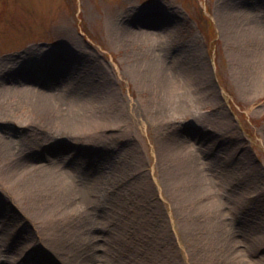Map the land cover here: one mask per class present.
<instances>
[{
  "label": "rangeland",
  "instance_id": "374dc122",
  "mask_svg": "<svg viewBox=\"0 0 264 264\" xmlns=\"http://www.w3.org/2000/svg\"><path fill=\"white\" fill-rule=\"evenodd\" d=\"M238 16L261 26L264 0H0V264H264V48L230 33ZM143 67L181 84L162 93ZM40 91L71 102L69 124L34 114ZM22 166L64 184L27 193L3 175ZM58 202L53 222L36 211Z\"/></svg>",
  "mask_w": 264,
  "mask_h": 264
},
{
  "label": "bare ground",
  "instance_id": "6f19581e",
  "mask_svg": "<svg viewBox=\"0 0 264 264\" xmlns=\"http://www.w3.org/2000/svg\"><path fill=\"white\" fill-rule=\"evenodd\" d=\"M239 16L236 17V19L234 18L233 19L234 21L232 20L231 25H229L231 26V28H229L230 33L238 37L239 42H241L242 39L245 38V40L248 42L247 45H249L251 42H255V44L264 48V24L256 28V27L251 26L245 17H239ZM130 31L131 30L128 28L127 25L126 26L124 24L120 25L118 23L112 24L111 32L115 34V37H116L115 41L117 43L118 42L126 43L128 41V36H129ZM258 52L259 53L257 55H252V57H256L254 58L256 61V66H257L256 68L260 67L261 71L259 72V74L261 75V77H264V49ZM247 55L248 54L245 53L244 57L251 58V55H249L248 57ZM187 56L189 59V63L195 64L197 68L196 70H198L195 72L196 76L194 75L195 76L194 82H196V85H202L204 82L201 79L202 75L199 72L204 71V70H200V68H202L201 59L198 57L196 52L192 50L191 51L188 50ZM65 57L70 58L69 56H65ZM48 59H50V56L47 58V60ZM61 59H64V57L56 59L55 64L57 60H61ZM83 61L87 63L85 59H83ZM153 70L155 71V77L153 78L155 80L154 84L162 91V93L173 92L177 90L178 85L181 84L180 81L173 79L172 77H168L164 68L154 69V67H146V68L143 67L141 69V71H145V75L148 73H151V71L153 72ZM48 77H51V75H48ZM104 78L107 82L108 77L106 76ZM256 78L259 81L262 80V78L260 77H256ZM153 79L150 82H152ZM75 89L77 90V93H80V94H83L85 91L84 87L82 86H78ZM55 91H56V88H55ZM58 92L59 91L57 90V93ZM7 94H9V88H6L4 85L1 84L0 85V95H7ZM55 94L56 93L54 91L50 93H45V92L40 91V93L37 92V93H33L30 96H28V100H26L23 96L22 98L20 97L18 98L20 100L25 99V101H27L28 103H31L34 114L39 115L41 120L49 119L52 115H54L56 116L57 119H59V121L62 124L67 125L70 122L69 120L70 116H69V113H65V111L61 108V105L71 103V102L68 99L64 100V102L62 100H59V98L57 97L58 94L57 96ZM54 150H52L51 148L48 150V152H51V151L53 152ZM167 155L170 156L171 159L172 158L176 159L175 161L177 163L180 161V158H182L181 162H183L184 166H183V172L180 171V175L182 176L183 179L188 180L189 170L191 167H193L194 164H196L197 159H191L190 157H187V156H190V152L188 149V145L186 144V141L179 140V142H174L171 145V147H169L167 151ZM184 155L186 157H184ZM183 157L185 158V160ZM3 175H4V178L8 180V182H14L21 186H25L26 188L24 189L27 193H31L33 195L35 194L37 196L41 192L43 194H46L48 192L47 190H50V189L53 190V189H56L62 186L65 181L63 171H62V174L58 173V175H56L53 172H49V174L46 176L32 177L30 174V169L28 167H23V166L18 169L10 168L6 170ZM182 178L178 177L179 182H176V183L174 182V185H177V186L186 185L184 181L181 182ZM194 184L196 185V183ZM183 191L187 193V196H189L191 193V190L189 189L187 190V188H185ZM65 208H66L65 206L61 205L58 202L56 204H53L52 206L49 205L47 207L42 205L36 211L39 213V215H43L44 217L47 216V219L53 222L55 219H58L59 217L62 216L63 210ZM20 246H17V248H15V252L19 254V257L21 258V256L26 254L27 249L22 250L23 248H20ZM63 253H64L63 258H65V261L63 260L64 264L66 263L67 264H82L85 262V259L81 257L83 253H79L81 255H79L78 253H73V254H67V252H63Z\"/></svg>",
  "mask_w": 264,
  "mask_h": 264
},
{
  "label": "trees",
  "instance_id": "16d2710c",
  "mask_svg": "<svg viewBox=\"0 0 264 264\" xmlns=\"http://www.w3.org/2000/svg\"><path fill=\"white\" fill-rule=\"evenodd\" d=\"M207 19V18H206ZM208 20V19H207ZM209 25V24H208ZM211 27V26H210Z\"/></svg>",
  "mask_w": 264,
  "mask_h": 264
}]
</instances>
